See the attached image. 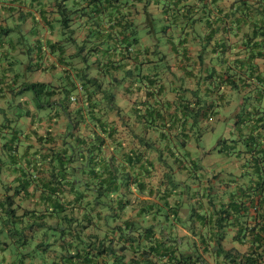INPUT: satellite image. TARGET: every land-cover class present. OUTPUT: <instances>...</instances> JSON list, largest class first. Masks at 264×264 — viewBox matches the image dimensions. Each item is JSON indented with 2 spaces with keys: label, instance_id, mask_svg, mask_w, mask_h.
I'll return each instance as SVG.
<instances>
[{
  "label": "crops",
  "instance_id": "0c3cea01",
  "mask_svg": "<svg viewBox=\"0 0 264 264\" xmlns=\"http://www.w3.org/2000/svg\"><path fill=\"white\" fill-rule=\"evenodd\" d=\"M240 1L0 0V264H83L70 260L77 252L91 254L90 264H231L229 255L253 250L248 227L256 224L257 211L248 200H264L254 194L264 176V150L255 158L263 173H255L245 141L254 136L258 149L264 148V114H242L264 112V99L256 101L264 91V45L253 48L249 41L254 28ZM91 78L105 82L127 113L161 88L162 105L153 106L163 122L147 139L162 146V139L176 143L190 135L177 162L163 156L175 185L161 184L168 169L153 152L157 172L150 189L134 191L124 210L112 211L114 218L73 224L67 205L63 217L43 209L23 218L44 203L41 192L24 189L20 181V169L39 156L36 133L61 134L67 124L51 119L54 108L37 110L24 86L80 90ZM198 98L208 105V117L185 120L188 104L201 107ZM221 121L227 131L217 150L227 144L212 159L200 142ZM129 124L138 135L146 132L145 121ZM8 205L14 217L4 215ZM77 225L78 236L72 233Z\"/></svg>",
  "mask_w": 264,
  "mask_h": 264
},
{
  "label": "trees",
  "instance_id": "16d2710c",
  "mask_svg": "<svg viewBox=\"0 0 264 264\" xmlns=\"http://www.w3.org/2000/svg\"><path fill=\"white\" fill-rule=\"evenodd\" d=\"M239 3L240 8L246 9L247 22L254 28L252 36L248 35L249 41L253 44V48L263 46L264 0H241ZM262 52L261 55L264 54V46ZM249 61L251 62L252 58ZM249 66L252 71L256 70L252 63ZM150 77L151 75L147 76L149 82L152 81L149 79ZM254 77L256 81L261 80L259 76L254 75ZM104 83L97 78H91L82 82L80 90L77 87H72L61 91L52 89L44 83H32L24 86L25 91L32 92L37 110L45 111L54 108L55 111L49 113L51 119L56 121L63 119L67 124L61 134L49 131L45 136H40L36 133L37 137L39 136L37 138L39 148L36 150L39 156L34 162L28 161L27 165L20 169L23 176L20 181L24 189L29 190L33 187L34 191L41 192L40 200L44 203L43 208L40 206L41 211L26 210L22 214L23 218L33 216L36 212L41 213L43 209L44 212L50 211L51 214L63 217L66 205L71 206L70 221L73 224H79L81 219L92 221L103 216L114 218L112 211L124 210L134 191L144 194L150 187L151 179L157 172L156 164L150 158V154L153 152L158 156L159 165L168 169L161 184L169 183L172 184V187L175 185L172 168L168 166L169 161L165 160L163 156L167 153L168 158L177 162V154L185 151L190 135L186 132L183 133L182 139L176 143L171 138L162 139L161 141L165 142L162 146L155 143L154 140L147 139V133L156 130L158 124L163 122V114L157 110L158 106H153L162 105L161 88L147 92L146 99L141 100L142 102L135 106L138 109L133 108L134 112L127 113L117 105L115 95L110 89H107ZM110 84H112L111 81ZM233 84L234 82L230 83L231 86ZM244 86V84L241 85V87ZM239 87L236 82L234 88L239 90ZM261 94V98L256 99L258 104H261L264 99V91ZM197 102L199 107L201 106L198 110L187 108L190 104L184 108L187 110L182 115L185 116V120L189 118V115L195 121L201 116L208 117L210 110L205 109L208 105L199 98ZM135 103L136 101L134 105ZM144 110H146L145 113ZM260 114H264V112L256 113V109L253 108L244 110L242 117L250 119ZM112 116L121 120L123 125L118 127ZM255 119L256 121L253 123L256 127L263 118ZM130 120L145 121L146 132L143 130L144 134H136L135 130L131 128L132 125L129 124ZM247 122L249 121L247 120ZM184 131L186 130L184 129ZM256 143L254 136H249L245 141L247 152L253 154L251 162L255 169L254 172L257 173L259 170V173L262 174L259 161L257 159L255 161V158L258 157L256 153L263 152L264 148L258 149ZM226 144L225 142L222 147L220 146V152H224L223 147ZM8 146L9 143L5 145V147ZM234 147L229 146L228 150L234 149ZM12 151L15 153L17 150L13 148ZM29 152H31L30 146L23 153ZM258 184L254 194L262 197L264 176L260 178ZM247 194L248 191L244 190L241 195L245 197ZM253 201V198L248 200L251 202L250 207H255L257 211L256 224L248 227L251 236L249 242L253 246V250L248 254H242V256L229 255L228 259L231 264H264V200L260 199L257 204ZM234 207L236 206H231V210L232 208L235 210ZM261 210L263 213H260ZM2 211L7 217L15 216V210L10 205L2 208ZM65 218H68L67 215ZM14 227L16 226L14 225ZM78 228L77 225L73 228L75 231H72L76 236L79 235ZM90 255L85 257L77 252L71 256L70 260L73 263L82 261L83 264H90L89 262L93 260Z\"/></svg>",
  "mask_w": 264,
  "mask_h": 264
},
{
  "label": "rangeland",
  "instance_id": "374dc122",
  "mask_svg": "<svg viewBox=\"0 0 264 264\" xmlns=\"http://www.w3.org/2000/svg\"><path fill=\"white\" fill-rule=\"evenodd\" d=\"M32 76H29V78ZM228 116V115H227ZM215 129L210 131H205L203 133L202 141L200 142V148L208 152L210 155L209 157L214 159L221 157L220 152L217 150V146L220 143L221 140L225 141L224 134L226 129V124L221 121L220 124H215ZM219 144V145H220Z\"/></svg>",
  "mask_w": 264,
  "mask_h": 264
}]
</instances>
